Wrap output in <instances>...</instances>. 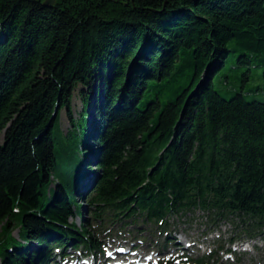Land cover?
<instances>
[{"label": "trees", "instance_id": "16d2710c", "mask_svg": "<svg viewBox=\"0 0 264 264\" xmlns=\"http://www.w3.org/2000/svg\"><path fill=\"white\" fill-rule=\"evenodd\" d=\"M46 1L0 0V264L94 256L104 223L167 233L198 212L231 243L264 239V102L242 92L264 77V0Z\"/></svg>", "mask_w": 264, "mask_h": 264}, {"label": "rangeland", "instance_id": "374dc122", "mask_svg": "<svg viewBox=\"0 0 264 264\" xmlns=\"http://www.w3.org/2000/svg\"><path fill=\"white\" fill-rule=\"evenodd\" d=\"M227 75L230 84L233 85V91H237L240 85L239 81L243 79L244 69H234L228 72ZM99 83L96 86H99ZM242 92L246 93L245 97L247 100L255 99L264 102L263 71L258 70L253 73L250 80L244 83ZM220 94L226 99L231 96L230 92L226 93L223 90H220ZM99 96L100 93L98 92L96 95L97 101ZM93 105L91 102L89 109L91 113H95L93 112ZM95 105L98 107V102ZM81 107L80 98L75 91L71 102V111L75 118L81 111ZM95 119L97 118L95 117ZM69 128L70 123L67 112L62 110L60 129L65 134ZM91 143L94 150H96L97 146L93 142ZM89 170H91V173L97 171L94 163L91 162ZM94 178L91 182L82 185L85 194L89 192V186ZM77 203L81 205L83 217L76 216L74 222L77 226H80L82 219H90V214L86 210L87 204L82 202L81 199H77ZM175 221H169L170 227L167 233H160L157 229H150L144 224H139L138 227L129 225L124 229V226L117 227L119 225L117 222L112 224L111 222L104 223L98 227L99 229H96L97 226L92 228L96 229L97 233H94L93 239L101 244L102 254L97 257L93 256L94 258H84L79 252L67 251L69 255L64 261H60V258H56V261L68 264H75L76 262L79 264H104L110 261L106 260L110 251L114 252L120 246L121 252L118 255L122 256V254L128 252L129 254L126 258L128 261L133 260L134 264H164L165 262L170 264H194L193 260H196L198 264H200V260H203L201 264H206L207 261H209L208 264H264V239L262 238L255 240L235 239L233 241L235 243L231 245L230 239L235 237L232 228L223 225L219 233L213 234L209 228L205 227L204 219L200 212L189 216L187 219H182L180 222ZM109 229L111 232L105 233ZM140 232L144 233L140 234ZM169 233L172 234L171 238H169L175 239V241H171L174 242L175 246H171L172 243L167 242L168 246L164 248V240ZM13 236L17 237V230L13 232ZM133 239H136V241L132 243ZM227 249H230L229 253L225 252Z\"/></svg>", "mask_w": 264, "mask_h": 264}, {"label": "bare ground", "instance_id": "6f19581e", "mask_svg": "<svg viewBox=\"0 0 264 264\" xmlns=\"http://www.w3.org/2000/svg\"><path fill=\"white\" fill-rule=\"evenodd\" d=\"M93 178H94V174L93 173L90 174V175H88L87 178H86V183L91 182ZM86 185H88V184H86ZM106 232H111V230H107V231H105V233ZM133 242H135V241L133 240L132 243ZM98 247L101 248V244L100 243H98ZM120 250H121V247L118 246V248H116L114 252L110 251V254L108 255V257H107L106 260H110L111 263L113 262V264H116L119 261L120 262H124L123 264H126L127 263L126 256H128L129 253L128 252H125V254H122V256H123L122 257L121 255L120 256L118 255L119 252H121ZM76 264H79V263H76Z\"/></svg>", "mask_w": 264, "mask_h": 264}, {"label": "water", "instance_id": "95a60500", "mask_svg": "<svg viewBox=\"0 0 264 264\" xmlns=\"http://www.w3.org/2000/svg\"><path fill=\"white\" fill-rule=\"evenodd\" d=\"M52 3V1H46V3H45V6H48V5H50Z\"/></svg>", "mask_w": 264, "mask_h": 264}]
</instances>
